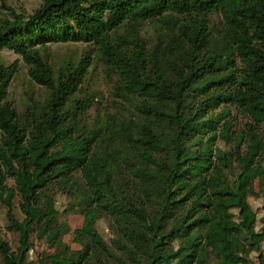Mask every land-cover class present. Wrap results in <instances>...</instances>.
Segmentation results:
<instances>
[{
	"label": "trees",
	"instance_id": "trees-1",
	"mask_svg": "<svg viewBox=\"0 0 264 264\" xmlns=\"http://www.w3.org/2000/svg\"><path fill=\"white\" fill-rule=\"evenodd\" d=\"M2 2L0 52L49 94L18 111L20 60L0 61V201L19 235L14 251L0 231V264H31L34 234L54 248L35 264H264L249 202L264 197V0H42L30 14ZM147 21L161 27L152 45ZM57 42L95 47L131 115L88 124L94 103L78 93L94 58L54 67L42 49ZM57 193L84 217L82 249L64 240Z\"/></svg>",
	"mask_w": 264,
	"mask_h": 264
},
{
	"label": "rangeland",
	"instance_id": "rangeland-1",
	"mask_svg": "<svg viewBox=\"0 0 264 264\" xmlns=\"http://www.w3.org/2000/svg\"><path fill=\"white\" fill-rule=\"evenodd\" d=\"M42 3V0H6V5L15 9L18 12H25L27 14L33 13ZM10 16L4 3L0 0V21ZM220 23V16L215 15L212 19V25L217 28ZM126 31L123 27L117 31L121 34ZM217 31V29H216ZM161 33V27L154 21H147L140 29V35L149 44H154ZM85 51L91 52L94 61L89 68L88 75L86 76L82 88L78 93L79 98L89 97L94 103V106L89 111L87 118L88 124L103 121L109 113H115L116 109L125 111L127 114L133 112L131 105L123 98L119 97L117 89V78L109 75L111 71L98 60L95 47L86 43H49L42 49V53L49 60L50 64L54 67L67 66L68 64L76 65L81 59ZM20 60V70L13 80L9 88L8 99L20 112L27 110L34 101H44L49 94L46 87L33 82L28 73V66L24 63L20 54L12 50L5 49L0 52V61L5 65L12 64L15 60ZM218 146L223 147L224 143L219 142ZM9 187H14L12 179L7 181ZM256 191H259L258 184ZM252 207L258 213L257 229L261 230L264 225L261 218L264 216V197L262 195L252 196L249 198ZM71 206L70 211L65 210ZM56 207L60 210L59 222L70 229V232L65 236L64 240L74 249H82V245L76 241V231L82 228L84 224V217L78 211L77 205L65 194L57 193ZM14 211L17 218L22 219L23 215L19 206V198L14 200ZM98 231L103 239L110 245L115 237L114 231L108 219H102L97 224ZM0 231L3 237L10 243L12 249L17 251L19 246V235L10 226L7 208L0 201ZM53 253L54 248L46 240L45 237H39L35 234L32 237V248L28 252L29 262L31 264L37 263L39 256L43 253ZM252 264H260L258 254H252Z\"/></svg>",
	"mask_w": 264,
	"mask_h": 264
}]
</instances>
